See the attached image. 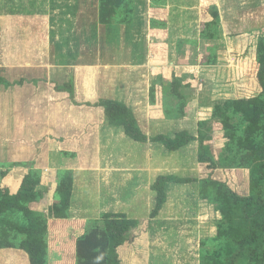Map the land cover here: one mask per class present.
Segmentation results:
<instances>
[{"label":"rangeland","instance_id":"1","mask_svg":"<svg viewBox=\"0 0 264 264\" xmlns=\"http://www.w3.org/2000/svg\"><path fill=\"white\" fill-rule=\"evenodd\" d=\"M171 2V10L176 11L175 23L179 26L181 20L185 30L176 28L177 34L168 37L156 23L163 8L153 7L151 0L134 1L131 24L123 25L117 14L110 26L96 23V0H0V66H12L11 71L0 69L1 187L18 191L27 174H40L44 196L31 208L47 216L49 206L59 202L55 188L66 172L61 168V156H49L50 136H61L62 125L73 124L72 115L77 118L76 123L83 117L99 119L96 113L89 116L83 108H73L68 94L57 91L55 85L73 81L79 100L89 90L96 98L97 85H92V79L97 77L94 68L148 62L149 79L142 77L139 88L145 93L152 86L156 88L157 103L150 105V111L158 120H171L156 123L170 124L168 133L175 130L174 124H179L199 134V123L208 122L204 128L208 135L206 148L216 165L211 170L194 156L186 159L185 154L177 153L163 160L156 153V169L165 161L166 175L215 180L243 196H264V165L262 170L253 172L248 166L237 168L224 161L232 160L237 152L234 147L226 149L225 133L214 112L226 100L253 98L262 92L257 74L264 62V46L260 54L258 51L259 41L264 38V0H205L203 7L199 0ZM180 9L184 15L178 16ZM215 13L218 17H214ZM207 24L216 32L213 39L201 38ZM201 62H213L216 67L205 68ZM20 64L24 70L36 71L23 72L17 67ZM45 64L48 68L33 69ZM126 78H122L127 81L121 84V80L118 89L131 87ZM176 79L183 98L173 92ZM21 80H25L21 85L7 84ZM232 123L241 134V118L233 115ZM158 130L164 129L150 131L157 134ZM193 184L180 186L179 190L177 185L168 187L166 222L158 220L150 225V218L140 222L134 232L152 233L154 247L151 253L148 244H141L140 253L131 259V264H200V256L214 258L220 264H254L249 257L251 248L241 249L239 245L256 226L244 217L243 202L236 205L228 221L214 201L213 188L207 190L209 198L203 199L200 183ZM3 218L22 222L16 213ZM91 228L89 224L87 230ZM219 232L224 235L219 237ZM254 246L252 250L260 254L258 260H263L264 232ZM6 249L11 248L0 246V254ZM45 260L47 264H60L62 257L52 251ZM0 261L27 264L24 256L3 257Z\"/></svg>","mask_w":264,"mask_h":264},{"label":"trees","instance_id":"2","mask_svg":"<svg viewBox=\"0 0 264 264\" xmlns=\"http://www.w3.org/2000/svg\"><path fill=\"white\" fill-rule=\"evenodd\" d=\"M98 2V16L96 23L101 26H110L117 20L119 15L123 25L132 23L135 13V0H96ZM152 5L167 7L168 0H151ZM218 17V13L214 14ZM121 22V23H122ZM155 22V20H154ZM159 27H166V22H157ZM155 23V24H156ZM211 24L205 25L201 31L202 39H213L216 32L212 31ZM216 29V28H215ZM217 30V29H216ZM264 46V38L258 45L259 54ZM207 61H209L207 59ZM214 63L216 61H213ZM212 62V63H213ZM207 62L206 64H210ZM262 88L260 95L253 98L229 99L214 109L215 118L222 125L226 138V149H236V155L226 162L233 163L237 168L248 166L253 172L262 170L264 162V62L261 63L257 74ZM3 81V80H2ZM25 80L7 84L9 86L21 85ZM35 81V80H34ZM1 82V81H0ZM56 90L68 94L69 101L73 106H87L103 108L109 125L123 129L124 133L132 140L139 143H160L167 150L177 152L196 141L198 143V163L208 165L209 169L215 170L216 165L208 155L206 148L207 132L204 128L208 122L199 123V134L194 136L188 131H180L173 137L157 134L148 136L141 129L136 115L124 103L113 99L99 98L95 101H79L76 98L75 84L73 81L63 86L55 85ZM180 87L176 79L173 92L176 96ZM156 88L150 89V99L154 102ZM182 109V107H181ZM238 115L242 120L241 134L238 127L232 123V116ZM212 129L209 131L211 132ZM264 170V169H263ZM264 173V172H263ZM44 180L40 174H27L21 181L17 192L13 193L7 187L0 186V246L3 248L20 249L29 256L30 264H47L45 257L49 252L63 253L60 264H121L118 249L135 239L134 231L139 229L140 222L129 220L124 215L104 214L100 219L87 222L72 221L69 218L70 202L73 190V178L70 172L61 174L56 191L58 204L49 209L47 216L38 214L31 205L43 199L42 184ZM194 182L200 183V193L203 199H208V189L213 188L214 201L218 204L222 216L230 221L233 210L241 201L243 202V215L246 219L253 220L255 228L252 233L240 241L241 249L251 248L249 257L254 264H264L259 261L260 254L254 250L260 234L264 232V196H243L219 181L198 180L192 177L180 178L175 175H159L152 186L156 194L155 205L150 214V220L159 217L168 202V185H187ZM16 213L22 218V222H12L3 218L6 214ZM92 225L85 230L73 242H67V234L71 230L80 232L84 226ZM224 232H219V237ZM200 264H220L214 258L200 256Z\"/></svg>","mask_w":264,"mask_h":264},{"label":"crops","instance_id":"3","mask_svg":"<svg viewBox=\"0 0 264 264\" xmlns=\"http://www.w3.org/2000/svg\"><path fill=\"white\" fill-rule=\"evenodd\" d=\"M199 1V6L203 7L205 0ZM171 5V0H168V5L163 8L162 15H158L159 18L156 17L160 20L159 22H166V27L158 28L165 30L164 34H167L168 37L171 34H177L174 32L176 28L180 27L185 30L181 20L178 22L179 26L176 25V16L174 14L176 11L171 10ZM178 13V16H180V14L184 15L182 9L178 10ZM178 38L184 39L179 36ZM201 66L205 68L216 67L213 63L206 64L203 62H201ZM10 67L12 66H0V69L11 71L9 70ZM17 67L23 69L21 70L23 72L30 71V73H32L36 71L32 69L24 70L26 68H24L22 64ZM43 67L48 68L47 64H45V66H33V69H44ZM149 70L151 69L148 67V62L135 66L113 64L94 68L97 77L95 76L92 79V85L95 87L97 85L96 88L98 93L96 98L95 94H90V90L84 92L85 95L83 100H79L77 96L76 98L79 101L91 102L99 98H105L117 100L126 104L134 112L141 129L148 136L155 134V132H151L150 130L156 128L165 130H158L157 134H165L170 137L184 130L194 136H198L196 130H188V128H185V126L181 127L179 124H174V127H176L175 130L172 133H168L167 131L170 124L156 123L158 119L157 117L155 118L150 111V105L153 107L157 98L156 96L154 102L150 99V89L153 86L149 88L147 93L139 88L142 77L147 80L149 79ZM122 78L129 80L131 84L130 88L124 90L121 88L118 89L117 86L120 84L121 80V84L127 81ZM162 104L163 101L161 102V105ZM75 107L83 108V113L89 116H94V113H96L99 119L95 120L90 117H83L76 123L77 118L72 115L73 120L70 118V122L73 124H67L68 122L63 124L60 133L61 136H50L51 141L50 139L48 141L50 146L48 149L49 156H61L62 159H60V161L63 162L61 168L70 172L73 178V190L69 209V219L72 221H82L86 224L87 222L90 223L91 221L98 220L102 215L108 213L124 215L129 220H136L139 222L149 219L156 198L152 186L159 175L168 174L165 172V161L161 163V168L156 169V153L161 156L163 160L166 157H170L172 154L178 153L179 155L183 153L186 159L189 158V156H194L198 161V143L196 141L177 152H171L160 143H139L130 139L122 128L108 124L103 108L73 106V108ZM158 121L164 123L165 121L171 120L162 118ZM141 122L143 124H141ZM8 142L10 141L6 140V143ZM191 184L187 185L189 186ZM170 185L177 184H169L168 187ZM187 185L178 184V190L181 189L180 186ZM57 188L58 186L55 188V193ZM15 192L17 191L14 190L13 193ZM54 205L55 204H52V206ZM52 206H49V209ZM166 213L164 207L159 217L150 220V222H152L150 225H153V223L158 220L166 222ZM86 229L87 225L84 226L80 232L75 230L69 231L67 240L65 241L73 242L81 233H84ZM134 235L135 239L132 242H128L118 249L121 264H131V259L138 257V253H140L139 251L142 248L140 247L141 244H148L149 252L152 251L151 247H154L151 242L153 241L151 238L152 233L143 232L142 235H140L137 231L134 232ZM61 254L63 255V253ZM61 254L59 253L60 256ZM8 256H24L27 260V264H30L29 256L23 250L6 249L1 251V259L3 257L7 258ZM0 264H2L1 261Z\"/></svg>","mask_w":264,"mask_h":264}]
</instances>
